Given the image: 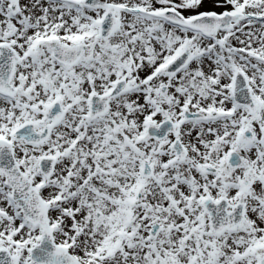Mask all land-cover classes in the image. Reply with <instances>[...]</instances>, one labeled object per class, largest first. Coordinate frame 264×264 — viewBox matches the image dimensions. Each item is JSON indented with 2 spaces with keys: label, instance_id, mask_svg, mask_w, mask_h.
Wrapping results in <instances>:
<instances>
[{
  "label": "snow or ice",
  "instance_id": "snow-or-ice-1",
  "mask_svg": "<svg viewBox=\"0 0 264 264\" xmlns=\"http://www.w3.org/2000/svg\"><path fill=\"white\" fill-rule=\"evenodd\" d=\"M0 264H264V0H0Z\"/></svg>",
  "mask_w": 264,
  "mask_h": 264
}]
</instances>
